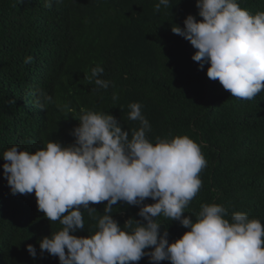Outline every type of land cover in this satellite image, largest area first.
<instances>
[{
    "label": "trees",
    "instance_id": "16d2710c",
    "mask_svg": "<svg viewBox=\"0 0 264 264\" xmlns=\"http://www.w3.org/2000/svg\"><path fill=\"white\" fill-rule=\"evenodd\" d=\"M0 0V264H60L41 254L39 239L59 230L38 210L35 193H11L3 173L2 154L13 145L33 152L49 140L68 145L81 110L111 113L125 129L139 127L128 119V105L139 102L156 137L187 134L202 146L207 167L202 187L185 209L198 213L204 203L247 212L264 224V91L251 100L231 96L192 59L196 49L174 34L188 14L197 16L196 0ZM252 13L264 0H239ZM32 57L25 63L26 57ZM97 65L108 89L88 76ZM52 97L45 110L35 107L34 93ZM150 198L145 203H153ZM107 201L92 205L102 216ZM139 206L118 202L113 217L123 226L130 218L143 221ZM89 235L96 221L83 212ZM168 227L170 242L188 229L179 221L158 218ZM162 226V231H163ZM33 244L37 257L27 251ZM136 264H150L147 256ZM160 264H171L164 260Z\"/></svg>",
    "mask_w": 264,
    "mask_h": 264
},
{
    "label": "clouds",
    "instance_id": "9594fccd",
    "mask_svg": "<svg viewBox=\"0 0 264 264\" xmlns=\"http://www.w3.org/2000/svg\"><path fill=\"white\" fill-rule=\"evenodd\" d=\"M47 7L52 0H44ZM171 7L159 0L155 11ZM196 15L188 14L183 27L172 23L174 34L196 49L192 59L207 68L238 99L251 100L264 91V10L255 13L239 0H196ZM32 57H26L30 63ZM91 69L88 80L108 89L110 82ZM33 103L45 110L52 97L37 89ZM128 119L139 127L125 129L111 113L81 110L79 124L71 130L68 145L49 140L31 149L13 145L2 154L3 173L11 193H35L38 210L59 230L39 239L40 252L59 258L60 264H136L143 257L150 264H264V224L247 212H233L219 203H204L200 211L185 216V209L202 187L201 171L207 167L202 146L187 134L150 140L149 120L142 105H128ZM151 199L153 203H145ZM107 201L102 216L92 205ZM139 206L138 215L123 226L113 217L114 205ZM84 210L96 221L89 235ZM163 217L188 230L170 242ZM163 226V231H162ZM27 251L35 259L33 244Z\"/></svg>",
    "mask_w": 264,
    "mask_h": 264
}]
</instances>
